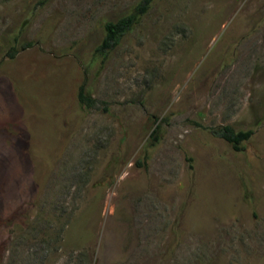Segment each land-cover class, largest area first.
I'll return each instance as SVG.
<instances>
[{"label": "rangeland", "instance_id": "obj_1", "mask_svg": "<svg viewBox=\"0 0 264 264\" xmlns=\"http://www.w3.org/2000/svg\"><path fill=\"white\" fill-rule=\"evenodd\" d=\"M141 1L0 0V264H264V0H153L99 54Z\"/></svg>", "mask_w": 264, "mask_h": 264}, {"label": "trees", "instance_id": "obj_2", "mask_svg": "<svg viewBox=\"0 0 264 264\" xmlns=\"http://www.w3.org/2000/svg\"><path fill=\"white\" fill-rule=\"evenodd\" d=\"M152 2L153 0H142L131 13L122 16L117 21L106 22L104 40L97 47L96 51L99 54L105 55L118 45L122 38L140 22L141 17L149 11ZM25 47L23 46L22 49ZM18 51L17 48L13 47L10 57L13 58ZM79 100L82 105L87 107H93L95 104L94 98L85 91L84 86L80 87ZM158 129L159 126L152 132V140L154 142L159 139ZM210 131L212 134L228 141L236 151L244 150V142L249 140L254 133L253 130H236L231 125L210 127Z\"/></svg>", "mask_w": 264, "mask_h": 264}]
</instances>
